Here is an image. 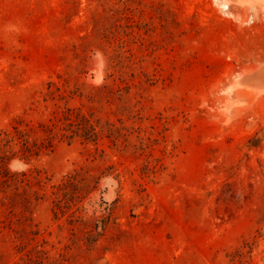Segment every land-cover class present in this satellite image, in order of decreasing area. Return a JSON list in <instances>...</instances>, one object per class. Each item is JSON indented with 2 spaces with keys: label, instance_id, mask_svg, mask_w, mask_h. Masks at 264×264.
<instances>
[{
  "label": "rangeland",
  "instance_id": "rangeland-1",
  "mask_svg": "<svg viewBox=\"0 0 264 264\" xmlns=\"http://www.w3.org/2000/svg\"><path fill=\"white\" fill-rule=\"evenodd\" d=\"M0 264H264V0H0Z\"/></svg>",
  "mask_w": 264,
  "mask_h": 264
},
{
  "label": "trees",
  "instance_id": "trees-1",
  "mask_svg": "<svg viewBox=\"0 0 264 264\" xmlns=\"http://www.w3.org/2000/svg\"><path fill=\"white\" fill-rule=\"evenodd\" d=\"M70 124H73L70 122ZM77 126V129H71L72 133H78L80 131V135L83 136L84 138H90L92 134H94V129L95 127L92 124H83L82 123H75ZM71 135V134H68ZM7 140V139H6ZM23 146H21L22 149V157H26L28 158L31 155H37L39 153V151L43 148V147H47L50 144L47 142H42L41 144L37 145L34 148H31V146H25V144H22ZM2 157V156H1ZM11 174L6 175V179L10 177Z\"/></svg>",
  "mask_w": 264,
  "mask_h": 264
},
{
  "label": "bare ground",
  "instance_id": "bare-ground-1",
  "mask_svg": "<svg viewBox=\"0 0 264 264\" xmlns=\"http://www.w3.org/2000/svg\"><path fill=\"white\" fill-rule=\"evenodd\" d=\"M222 8L227 6V2L226 1H222L218 3ZM253 90V89H252Z\"/></svg>",
  "mask_w": 264,
  "mask_h": 264
},
{
  "label": "clouds",
  "instance_id": "clouds-1",
  "mask_svg": "<svg viewBox=\"0 0 264 264\" xmlns=\"http://www.w3.org/2000/svg\"><path fill=\"white\" fill-rule=\"evenodd\" d=\"M97 54H99V53H97ZM100 83H102V81ZM97 86H99V85H97ZM9 167H10V170H12V171H16L17 170L16 167L13 164H10Z\"/></svg>",
  "mask_w": 264,
  "mask_h": 264
}]
</instances>
